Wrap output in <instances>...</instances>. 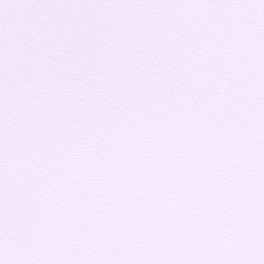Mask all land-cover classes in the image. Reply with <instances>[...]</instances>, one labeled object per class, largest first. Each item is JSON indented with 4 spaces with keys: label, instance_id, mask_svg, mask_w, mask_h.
Masks as SVG:
<instances>
[{
    "label": "snow or ice",
    "instance_id": "6c2138e0",
    "mask_svg": "<svg viewBox=\"0 0 264 264\" xmlns=\"http://www.w3.org/2000/svg\"><path fill=\"white\" fill-rule=\"evenodd\" d=\"M0 264H264V0H0Z\"/></svg>",
    "mask_w": 264,
    "mask_h": 264
}]
</instances>
